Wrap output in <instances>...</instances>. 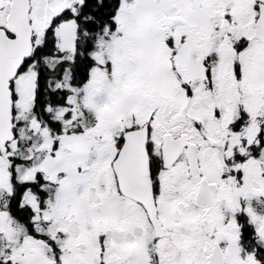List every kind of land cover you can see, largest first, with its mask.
<instances>
[{"label":"snow or ice","instance_id":"obj_1","mask_svg":"<svg viewBox=\"0 0 264 264\" xmlns=\"http://www.w3.org/2000/svg\"><path fill=\"white\" fill-rule=\"evenodd\" d=\"M0 264H264V0H0Z\"/></svg>","mask_w":264,"mask_h":264}]
</instances>
